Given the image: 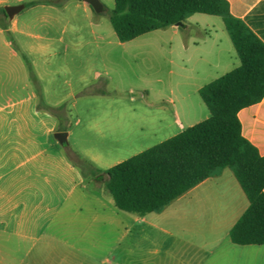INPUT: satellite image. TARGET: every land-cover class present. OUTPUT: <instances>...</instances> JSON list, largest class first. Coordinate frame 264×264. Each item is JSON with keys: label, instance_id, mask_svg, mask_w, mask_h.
Wrapping results in <instances>:
<instances>
[{"label": "crops", "instance_id": "1", "mask_svg": "<svg viewBox=\"0 0 264 264\" xmlns=\"http://www.w3.org/2000/svg\"><path fill=\"white\" fill-rule=\"evenodd\" d=\"M55 1L0 0V264H264V245L232 242L250 203L229 168L144 216L119 209L106 188L123 148L162 143L210 117L200 89L241 63L230 35L199 13L155 30L165 34L177 128H125L116 111L110 124L83 125L79 102L91 99L76 70L95 64L83 54L125 52L130 41L109 33L102 0L101 13L83 0ZM227 1L264 42V0ZM21 4L12 20L1 13ZM238 115L264 156V98ZM78 158L100 172L86 173Z\"/></svg>", "mask_w": 264, "mask_h": 264}, {"label": "trees", "instance_id": "2", "mask_svg": "<svg viewBox=\"0 0 264 264\" xmlns=\"http://www.w3.org/2000/svg\"><path fill=\"white\" fill-rule=\"evenodd\" d=\"M198 13L223 18L240 65L200 89L209 118L107 170L106 188L119 209L144 216L229 168L250 203L231 230L232 242L264 245V156L243 136L238 115L264 98V42L231 14L227 0H115L110 21L128 42ZM77 164L100 172L83 159Z\"/></svg>", "mask_w": 264, "mask_h": 264}, {"label": "rangeland", "instance_id": "3", "mask_svg": "<svg viewBox=\"0 0 264 264\" xmlns=\"http://www.w3.org/2000/svg\"><path fill=\"white\" fill-rule=\"evenodd\" d=\"M102 2L105 6L103 19L109 33L115 34L110 21L115 1L102 0ZM198 16L206 18V21L201 19L198 21L215 25L221 36H229L222 17L202 14ZM164 41L165 34L154 31L125 43L128 47L125 52L121 49H113L107 54L94 51L91 52L92 54L89 52L83 54V61L88 57L89 61L95 63L76 70L78 91L91 99V101L79 102L77 114L82 119L83 125L97 123L100 127L104 126L109 121L112 122V113L116 111L124 116L121 121L125 128H146V131H152L153 128H177L173 121L175 107L171 101L174 96L170 94L168 66L165 50L162 48ZM82 77L85 80L80 82ZM201 102L204 112L210 114L205 103ZM104 114L107 115L105 119ZM106 117H108L107 121ZM184 123L189 125L188 122L184 121ZM172 133H175L174 129ZM159 143L160 140L153 139L138 146H127L123 148L122 159H130Z\"/></svg>", "mask_w": 264, "mask_h": 264}, {"label": "water", "instance_id": "4", "mask_svg": "<svg viewBox=\"0 0 264 264\" xmlns=\"http://www.w3.org/2000/svg\"><path fill=\"white\" fill-rule=\"evenodd\" d=\"M83 1H85L90 6H92V8L96 13H101L104 11V6L100 0H83ZM24 7L25 5L21 4L16 6H5L4 9L6 11V15L9 17V19L12 20L18 13H20L24 9ZM55 137L60 141L61 144L64 145L67 143V133L60 132L56 134Z\"/></svg>", "mask_w": 264, "mask_h": 264}]
</instances>
